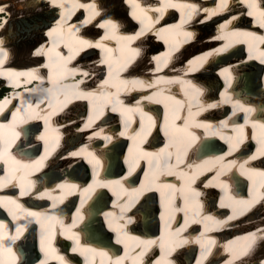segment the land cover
<instances>
[{
	"label": "bare ground",
	"instance_id": "1",
	"mask_svg": "<svg viewBox=\"0 0 264 264\" xmlns=\"http://www.w3.org/2000/svg\"><path fill=\"white\" fill-rule=\"evenodd\" d=\"M48 1L53 2L54 4L53 6H49L51 11L48 16H51V18L49 17L50 18L49 21L45 20L46 21L45 24L49 25V23L54 18L53 16L55 14L59 16L60 9L59 7H56L57 5H61V9H62L61 16L58 19L53 20L48 26V27L51 26V29L46 34L47 38L50 40L48 44L44 43L38 51L36 50L33 51V57L31 56L30 53L29 57H27L28 59L15 60V61L12 60V63H15L16 65H18V67L22 68L21 70H19L17 67H14L12 64H7L5 66H2L1 64L2 61L5 59L6 55L9 52H11L12 49L9 48L11 42L5 39L6 38L5 36H3V40L6 42L7 46L9 47L2 45V43L4 42L1 37L2 35L1 33H3V30L9 21V17L11 16L10 15L11 13L8 10L10 3L8 0L0 1V10L7 11L5 16L6 18H4L2 24H0V76L7 77L9 82H12L14 80L15 85H23L17 88V91L13 97L14 99L19 95L22 89H23L22 93L24 95L29 97L32 96L33 99L32 102L29 98L28 100H25L18 104L17 100H12L7 96L3 102H0L1 109L7 105H9L11 108H13L16 105L17 114H24L25 110H23L22 107L25 105H29V106L34 105L35 100H38L40 103L41 102H43L44 104L47 103L48 99H46L45 97L48 95L50 91V87L44 84L45 82L43 81V80H47L50 82V84H52L53 82H55L56 84L55 88L58 94L55 99V104L57 105H59L61 101L60 100L61 96H59L60 93H69L73 91L75 86L83 83V84H91L88 86L89 90H87V92L91 93L92 96L102 95L103 97H107L108 102L112 107L117 108L118 106H123L124 109L131 110L133 109V107L128 108L130 107L131 103L134 100L137 99L140 100L143 96H146L147 92L146 90L142 91L140 94H137L136 98H133L132 96L130 97L127 96L132 94L133 90L131 89L133 86H135V88H142L141 86H145V87L149 86L144 81V79L155 76V73L154 71H151L150 74H146L145 76H143L144 71L146 70L147 67L152 68L151 66L152 57H154L157 60L162 59V54L160 52L162 51V49H165L166 52L165 60L171 62V66L169 65L167 67L168 69L176 68L178 69L177 71L180 70L179 72H181L184 69L183 72L188 74L189 72L191 73V75H189L191 78H189V76H185L183 77L184 79L181 80L185 84L187 83L191 84V86L187 87V89H183L180 92H174V91L169 92L170 90L168 91L165 89H170V87L168 85H165L164 86L165 89L155 93L151 92L150 94L154 101H162L167 111H170L171 107H176L175 98L180 97L183 93H186L185 96L186 100L184 101V103H191L189 102L190 99L195 97L194 99H196V102L194 100L191 101L195 106L193 110V116L196 117L198 123L195 124L193 122V125L199 126L200 131L202 132L203 135L200 136L201 132H196V130L190 128V130H188L189 139L193 140L195 145L186 147L185 151H187L190 158L192 157L194 159L193 162L194 164H198L199 166H201V171L199 170L195 172L194 170H192L193 164L188 165V161L184 157L180 161L179 159L176 158L174 162H171V155L165 153L163 147L160 146L161 142L160 139H158V137L161 135L160 132H155L149 138V141H155L154 146L148 144L144 146V148H142L140 146V143L142 140H145V138H147V131H148L147 128L146 129L144 128L143 131L136 133L134 137L132 149L131 151H129L128 154L130 155L129 156L130 158L128 159L131 163H133L136 160L138 161L139 159L145 160V162L148 165L144 170L146 171L147 177L151 178L152 174L149 173H150V169L152 168L155 176H158L161 170L165 171L160 174L159 178H156L157 180L159 179V181L156 184L142 183L139 189L140 190L139 197H141V199L143 198V195L146 193L141 201L142 203L141 210L149 218L150 223H153L158 213L155 211L153 194L148 192L149 187L151 185L154 186V189L156 188L157 192L159 193L162 192L161 191L162 187L168 188L169 190H171L170 192L171 201L173 203L174 201L175 203H178L180 194L175 197L172 193L173 188L175 192H180V190L182 191L188 190L186 188V183H192V181L190 179H187L186 177H190V176L197 177L198 175L201 174L202 171L207 170V168L203 166L201 162L197 161L194 156V153L197 152V148L199 146H204V148H210L211 145L217 146L215 141L224 144L229 143L227 136L230 135L229 130L231 129V127L227 122H224L223 124L221 123L223 115H225L228 112L234 114L236 110H244L246 115L247 114L253 115L255 110H257L256 111L257 117L260 123L259 127L261 128V126H264V97L258 96L259 100L257 99L255 103H251L253 101L252 99L248 102L250 103V105H245L244 102H241V96H243V91L238 88L240 87L244 90V94L246 97L248 96V93L249 95L254 93L255 94L254 98H256L257 96L256 93L259 90L257 88H259L260 85L264 86V79L261 84L257 80V76H260V78H262V76L264 75V54L259 53L260 51L264 52V45L261 44L264 41V16L261 15L263 9L261 8L260 5H257L261 2V0H236L240 2L243 1L244 3H246V5L250 6L251 10L249 13L252 16H254V21L252 23L240 19L243 17L246 20L248 17L244 16L243 13H240L239 15L237 14L238 12L241 11V9L239 6L233 4L234 0H223L225 4L226 3L231 5L233 4L232 11L230 12V16L229 17L224 16V20H219V21L215 18H210L209 21L207 22L208 25L206 24L207 25L206 29H203L205 30L206 33L205 32L195 33L191 39L192 41L190 42L189 48L186 49L185 51L179 50L175 54H173L175 51L171 47L172 46L171 41L176 42L178 45L182 44L183 41L177 39L178 33L182 32L186 37H188L190 32L194 33V31L188 30L190 26H183L184 21L178 19L177 15H175V17L172 18L171 15L175 13L174 10L180 14L184 12L186 13L188 5H190L189 9L191 11V15H197L196 18L198 17L204 18L205 16H211L213 15V13L218 12L220 10V9L216 10L215 8L216 2H218L219 0H143L146 1L145 3L148 4L146 8L155 9L154 11H152L154 14H152V12H148V15H152L151 19L147 21L143 19L141 22L142 26L144 25V23L145 24L147 23L146 24L147 28L145 30L149 31V33L145 32L141 27V29L144 31V33H142L143 31L141 29L139 30L137 29L138 25L137 26L135 25L141 20V14H140L141 7L139 6L140 2L138 0H124L127 6V10H129L127 11L126 19L122 15L117 13L118 12L117 9L116 11L115 9L110 10V8H105V6L102 5L101 2L102 0H55V2L54 0H48ZM104 1L108 3L109 0H104ZM46 2L47 0H44L42 2L38 0L37 2L35 3L33 2V3L34 4L37 3L36 4L37 6H42L43 3L46 4ZM171 5L174 6V10L168 8ZM219 6L220 8L222 7L221 3H219ZM89 8H91L92 10L91 13H93V15H91V13H88ZM157 11L163 12L162 16L157 15L158 17L156 18ZM85 13L88 14L84 16ZM87 15H89L88 21L84 19V17H86ZM148 15L146 16L150 17ZM5 19H7L6 22L4 21ZM105 19L108 22V24L106 26H103V24L105 23ZM108 20L110 21V24ZM214 22L215 25L212 24ZM254 23H259L260 24L259 28L255 29V27L253 26ZM107 27L109 28L107 29ZM7 29L6 30L8 32L10 33L12 32L13 35H15V33L13 32L14 28L12 25H10L9 28ZM25 30H30V28L27 26ZM125 32L128 34V36H130L131 34L130 32H135V34L131 37L130 42L128 38H125L124 36ZM172 34L174 35L175 38H173ZM158 39L163 40L162 41L163 45L159 46L161 42ZM44 40H46L45 37L43 40H40L39 42L37 40L36 42L38 43L36 45H38L40 42ZM134 43H137L138 45V47L134 48V51H136L137 49L139 51V54L137 56V60L134 63V65L133 64L129 65V66H133V68L127 69L129 66L121 68L119 65V60L123 57V55L127 57H131L134 55V54L128 55L124 53V51H128L130 47L135 46ZM144 43L149 45V47L146 50L143 48L142 45ZM31 44L33 43L31 42ZM243 44L246 51L249 54V58L251 62L248 63L247 62L243 63L242 61L240 63L238 62L240 61L241 57L244 56L243 54H241L242 53L241 47L243 46ZM98 47L100 51L97 49ZM36 52L38 54H36ZM185 53L188 54L183 55ZM163 54L165 56V53ZM50 55L51 57L48 58ZM149 55H152V57H150ZM176 55H178V58H180V60L175 62L174 60H172V58H174ZM44 56H46L48 60H51L50 66L53 70L43 69V67L47 66V61H48L47 60L46 63L44 62L45 61ZM99 57H101L104 61H106V64L108 65L112 64L115 66L111 70L108 68L109 71L108 76L105 75L104 68L102 66H98L96 63L98 62ZM60 61H62L61 74H63L66 79L63 80L62 78L55 80L54 78V71L56 72L55 65L59 64ZM78 61H79V65L77 64ZM254 61L260 64L262 68L261 70L258 69L259 66ZM22 62H26V63H22ZM70 62L74 64L76 70H71L69 73L65 74L68 71V68L65 67L64 65H68L70 64ZM183 62L184 64L182 66ZM226 64H231V66L228 67L226 66ZM27 67L29 68L27 69ZM4 68H9V69H5V71L9 70L11 72L19 74V78L21 80L18 78L10 79V77L5 72H3ZM133 69H135L136 73L134 71L131 72ZM21 72L22 73L26 72V73L22 74ZM84 72L86 74L87 73L89 74L87 76H84L85 75L83 74ZM123 73L124 75L138 74L139 76L133 77L130 80L131 85H129L127 81L125 82L124 75H122ZM185 73H183V76L185 75ZM104 76L105 79L103 80L99 79V78H104ZM23 79H25V82H23ZM32 80L35 81L33 82L34 84L30 83ZM102 82L106 83L107 85H101ZM118 83L127 86L128 88L127 91L118 94L117 93ZM84 88L85 86L83 85L79 86V89H84ZM254 89H257V91L253 92ZM213 90H215V92L217 91V97H213V93H214ZM117 94L118 95L126 94L127 98H124V100L126 99V102L118 103L121 100L120 97L116 99L117 102L114 101V98L117 96ZM81 95L82 93L79 91L75 100H73V102L70 103V108L68 109L69 112L67 113L66 119H64L63 121V123L66 121V124H70V125H65L64 127L66 132L75 130V127L79 125V122H77L78 119L77 117L78 115L81 114L82 108L84 109L86 105V101H81ZM90 101H92V99H90ZM144 101L149 102V100H144ZM203 109L209 110V116L204 112ZM128 112L131 113L130 111ZM121 114H123V112ZM176 116L184 118L185 121L179 124L178 123L179 120L177 117H174L173 119L174 122L168 121L165 124V128H164L165 134H163V139L166 140L167 135L172 138H174L175 136L176 139L180 141L179 144L181 145L182 142H187L189 140L188 138H186L184 133H178V132L174 133V130H176L175 128L188 127L187 119L190 118L191 116L187 115L186 112L184 111L178 113ZM213 119L214 121L219 122L220 124L219 127L212 124ZM252 119H254V117L251 118V121ZM114 120H116V115L108 114L107 121L112 123ZM224 120H226V117H224ZM51 121L52 118L49 119V122ZM150 121L152 122V119H150ZM241 127L242 126L238 125L237 123L233 125V128L237 131L234 132V136L236 137L234 143L236 145L238 144V146L240 147L243 146L244 140L241 137L237 138L238 134L245 135L246 133L245 131L240 130ZM11 129L12 128L10 121L5 120L3 114H0V137L16 135V132L18 130L13 132ZM90 132H92V130L86 131L84 132V134L86 135L89 134ZM84 134L76 130V135L80 137V140H82V142L87 141V139L85 138L86 136H84ZM44 136L47 137L48 135L45 134ZM203 136H206L213 140H211L210 142H207L206 140L202 141V139H204ZM257 139L263 140L262 143L264 142V128L262 129L261 132L258 131ZM232 140H233V136L231 137L230 144ZM99 141H100V146L103 147L105 144L101 143L102 140ZM32 142L33 140L29 141V143ZM127 142L128 140L125 141L122 138H115L114 141H111L108 151H109V156H111L112 163L114 164L118 163V159L116 155L119 157L122 154V150L124 149V146L127 145ZM204 148L202 147L201 150L204 151ZM88 149H90V146L88 147ZM238 151L239 153L235 155V157L237 158L243 156L245 152H248V151H242L239 148ZM258 154L259 152H257V154L253 155L252 157L257 156ZM89 157L91 159L93 158L91 154H89ZM75 160L76 159L51 160L49 158L46 162L47 170L43 172V176L50 178L55 176L60 166L63 168L71 167L74 169H78L79 166L84 167L82 165L81 160H76V161ZM161 160H165L170 165V167L169 168L163 167ZM250 160L242 163V165H239V163L236 161L237 162L236 164L239 171L242 172L247 177L248 181L251 182L253 180L252 174L255 173L257 175L260 185L256 186L254 184V188L258 191L257 193H260L261 191L264 190V166H263L264 161H262L264 160V155L262 159L259 158L258 160H252V161ZM214 162L219 163L218 167H221L222 162H224V164L226 163L227 167H229V165L232 164L231 156L225 157L224 159L223 158L215 159ZM214 162L212 161V164H214ZM214 166L217 167L216 165ZM221 170L224 171V168L221 167ZM97 177L99 178L100 176L97 175ZM179 177L182 178L180 181V183L183 186L182 188H180L181 185L178 184ZM206 177L207 176H203L200 179H198L195 182L194 186H191L190 189L188 190V192H194V193L191 196L192 201L186 204L187 217H191L192 215L195 214L193 207L197 204L198 201L202 199L204 189L210 185L209 183H204ZM36 179L37 177L35 175H32L29 176L27 180L30 183ZM17 180H19V178ZM218 181L225 183L224 177L219 178ZM218 192L219 191H215L214 189H212L210 191H207L206 196L210 197L211 194L215 195V193ZM232 193L235 196V199L233 197H227V195L223 193L224 196L223 202L219 205L221 209H219L217 212H215V210L212 209L209 210L208 213H206L204 210H200V214L206 217H210L211 219L216 218V215L221 217L223 216L230 217L232 214L235 213L234 208L236 209V203H238L237 208H239L240 210L248 207V203L242 202L243 195L240 191L232 190ZM179 202H181V199ZM121 204L122 201L119 202V205ZM165 205L168 206L167 203ZM181 206H182L181 203L176 207L175 205H171V210L172 209H175V211L180 210ZM126 208L129 209L128 207ZM257 209L258 207L256 206L251 213L247 214L246 217H242V214L235 216V219H237L236 221L239 225V229H241V231L244 230V234L238 236L236 240L233 241L232 243L227 241L225 242L226 248L228 250L230 251L234 249L242 250L245 253V259L242 260L244 262H241V264H259L260 261L264 259V251H263L264 247L260 251V248L262 247L261 244L264 242V227H262L264 225V211L257 213L256 211ZM243 211L244 210H242V212ZM168 213L170 214V216L168 214H166V216L169 219L171 217L176 218L179 215L178 212L176 214H172L168 211ZM133 219L134 216H129V220H133ZM91 221H94V219L92 218ZM95 222L97 226L100 225L97 218ZM235 223L236 222H232L230 225L234 226ZM246 225H248V227ZM173 227H176L175 223L173 224ZM204 227L205 224L203 223L201 225V228ZM101 232L103 231L101 230ZM171 235H175V234L171 232ZM239 237L248 239L250 242L239 247L238 246L240 243ZM138 239L142 241V239L140 238ZM180 239H182V236H177L174 240H172V243L170 244L171 252L174 248L180 247V243L182 242V240L179 241ZM202 239L205 244L209 242V239L206 236L203 237ZM252 239L253 240L258 239V240L256 242H253ZM24 244L26 245L27 249H30L29 248L30 245L28 244L27 239L24 240ZM150 245L151 244L143 246L142 250L149 248ZM142 250L129 252L128 256L142 257L143 256ZM180 253L182 258L184 256L183 255L184 250H182ZM167 254L169 253L167 252L166 255ZM110 259L111 256L108 257V261H110ZM101 260H103V258ZM157 263L177 264L171 258L163 262H160V260H158Z\"/></svg>",
	"mask_w": 264,
	"mask_h": 264
},
{
	"label": "rangeland",
	"instance_id": "2",
	"mask_svg": "<svg viewBox=\"0 0 264 264\" xmlns=\"http://www.w3.org/2000/svg\"><path fill=\"white\" fill-rule=\"evenodd\" d=\"M8 1L10 3L8 10L11 13L10 14L11 16L9 17V21L5 26L1 37L3 38V36H5L6 37L5 39L11 42L9 47L12 49L11 60L13 61L25 60L28 59L27 57H29L30 50L32 49V47H34V44L35 43L37 44L40 41V38H42L41 35V31L43 29L42 27L46 25L45 22L47 20L49 21V19L51 18V16H48L50 14L51 9L47 3L46 4L43 3L42 6H37L36 5L37 3L34 4L38 0H8ZM40 1L42 2L44 0H40ZM123 1L124 0H109L107 3L106 1L102 0L101 2L102 5L105 6V8H110V10L117 9L118 10L117 13L122 15L126 19L127 11H125V9L127 10V6L126 7L124 6L126 4L125 1L124 3H122ZM212 24L215 25V22ZM10 25L13 26L14 28L13 32L15 33V35H13L12 32L10 33L7 31L8 30L7 28H9ZM27 26L30 28V30H25ZM37 40L38 42H36ZM31 42L33 44H31ZM142 45L145 50L149 47V45L146 43ZM187 54L188 53H185L183 55H187ZM22 63H26V62H22ZM261 246L262 247L260 248V251L264 247V242L261 244Z\"/></svg>",
	"mask_w": 264,
	"mask_h": 264
},
{
	"label": "trees",
	"instance_id": "3",
	"mask_svg": "<svg viewBox=\"0 0 264 264\" xmlns=\"http://www.w3.org/2000/svg\"><path fill=\"white\" fill-rule=\"evenodd\" d=\"M207 24V23H206ZM206 24H203V25H200V26H198V32H201V33H203V32H205V30H203V29H206V26L208 25H206ZM210 28V27H209ZM206 33V32H205ZM1 93V92H0Z\"/></svg>",
	"mask_w": 264,
	"mask_h": 264
},
{
	"label": "snow or ice",
	"instance_id": "4",
	"mask_svg": "<svg viewBox=\"0 0 264 264\" xmlns=\"http://www.w3.org/2000/svg\"><path fill=\"white\" fill-rule=\"evenodd\" d=\"M54 2H55V0H54Z\"/></svg>",
	"mask_w": 264,
	"mask_h": 264
}]
</instances>
